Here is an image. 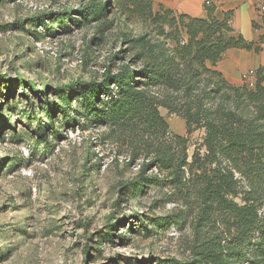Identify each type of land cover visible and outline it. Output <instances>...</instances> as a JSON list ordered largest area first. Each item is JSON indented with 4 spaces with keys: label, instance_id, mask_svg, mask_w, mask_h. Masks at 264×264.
<instances>
[{
    "label": "rangeland",
    "instance_id": "374dc122",
    "mask_svg": "<svg viewBox=\"0 0 264 264\" xmlns=\"http://www.w3.org/2000/svg\"><path fill=\"white\" fill-rule=\"evenodd\" d=\"M145 4L0 0V264H212L202 253L225 250L230 223L202 211L194 181L150 164L167 143L189 162L201 147L204 129L187 133L163 105L180 93L135 74L148 101L120 123L86 112L77 94L152 64L166 80L187 78L183 26ZM199 80L197 92L217 90L218 76ZM223 92L209 105L223 106ZM154 107L165 132L148 117Z\"/></svg>",
    "mask_w": 264,
    "mask_h": 264
},
{
    "label": "trees",
    "instance_id": "16d2710c",
    "mask_svg": "<svg viewBox=\"0 0 264 264\" xmlns=\"http://www.w3.org/2000/svg\"><path fill=\"white\" fill-rule=\"evenodd\" d=\"M151 4L152 0H146L149 11ZM135 6V11H142L138 3L135 2ZM160 8L167 17L171 16L173 24L183 26L188 37L187 42L179 47L181 56L188 59L187 78L180 81L168 77L166 80L164 71L155 64L146 65L138 72L128 70L107 74L99 87L94 83L82 84L77 93L81 104L91 115L120 123L136 114L138 116L148 101L146 95L138 90L145 82L136 79L135 74L152 86L165 82L172 85L171 90L181 95L179 102L175 106L165 102L163 105L184 120L187 133L195 128L204 129L201 147L194 149L189 162L185 149L177 154L173 144L167 143L156 149L150 164L170 170L177 183H181L186 174V179L195 183L194 191L202 203V211L210 208L230 223L233 233L224 245L225 250L219 252L220 256L205 251L202 258L212 264H232L234 258L240 264H264L263 68L256 70L255 84L251 88L245 84L229 85L213 68L227 49L260 51L264 35L250 41L241 34H234L229 24L231 12H225L224 17L218 19L212 2L205 5L204 17L176 16L172 10ZM102 10L103 7H97V14ZM261 17L264 23V12ZM258 26L253 22L254 28ZM203 72L218 76L217 90L196 91ZM110 84L116 87V92ZM216 91H224L221 95L223 106L209 105ZM103 97L106 99L102 100ZM148 117L164 132L167 131V123L155 107ZM175 138L185 142V138L179 135ZM202 148L203 153L200 151Z\"/></svg>",
    "mask_w": 264,
    "mask_h": 264
},
{
    "label": "crops",
    "instance_id": "0c3cea01",
    "mask_svg": "<svg viewBox=\"0 0 264 264\" xmlns=\"http://www.w3.org/2000/svg\"><path fill=\"white\" fill-rule=\"evenodd\" d=\"M153 7L162 6L176 14H185L191 17H204V0H152ZM215 6L214 15L218 19L224 17L225 12H231L229 24L234 34H241L245 39L256 41L264 35V23L258 7L264 0H211ZM253 22L259 26L253 27ZM263 68L264 72V44L261 50L230 48L223 52L221 58L213 67L231 86L243 84L244 75L253 72L251 78L256 80V70ZM264 85V80H263Z\"/></svg>",
    "mask_w": 264,
    "mask_h": 264
},
{
    "label": "built area",
    "instance_id": "2783aa9c",
    "mask_svg": "<svg viewBox=\"0 0 264 264\" xmlns=\"http://www.w3.org/2000/svg\"><path fill=\"white\" fill-rule=\"evenodd\" d=\"M211 3V0H204V4L208 5ZM259 11L262 13L264 12V4H261L258 7ZM253 74V72H248L247 74L244 75V81L243 84H245L248 87H253L255 84V80L251 78V75Z\"/></svg>",
    "mask_w": 264,
    "mask_h": 264
}]
</instances>
